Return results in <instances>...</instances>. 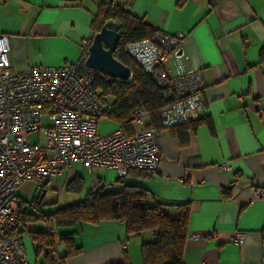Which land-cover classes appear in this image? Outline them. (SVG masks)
Wrapping results in <instances>:
<instances>
[{"label": "crops", "instance_id": "0c3cea01", "mask_svg": "<svg viewBox=\"0 0 264 264\" xmlns=\"http://www.w3.org/2000/svg\"><path fill=\"white\" fill-rule=\"evenodd\" d=\"M110 2L155 30L183 31L185 61L201 69L207 85L199 122L165 129L158 168L131 173L125 183L182 204L172 216L188 208L185 264H264V202L257 198L264 188V116L259 113L264 107V0H217L214 5L211 0H0V33L9 36L13 69L78 61L82 40L94 33L99 5ZM221 163L231 168H220ZM77 168L55 180L72 178ZM96 168L93 184L116 181L109 169ZM35 189L27 181L18 193L33 197ZM36 225L41 223L33 225L39 231ZM62 231L75 232L73 242L81 247L65 264H111L126 256L142 264L141 240L127 239L120 220ZM236 232L244 233L242 244L232 241ZM30 234L33 262L43 264L46 253L37 254ZM58 251L62 258L61 243Z\"/></svg>", "mask_w": 264, "mask_h": 264}, {"label": "built area", "instance_id": "2783aa9c", "mask_svg": "<svg viewBox=\"0 0 264 264\" xmlns=\"http://www.w3.org/2000/svg\"><path fill=\"white\" fill-rule=\"evenodd\" d=\"M96 33L82 40L78 61L31 65L22 72L13 69L9 36L0 33V264H33L17 213V193L24 182L41 191L46 183L77 167L112 169L118 177H127L131 169L155 171L162 132L204 116L207 85L201 69L185 61V33L156 30L149 38L128 43L126 52L151 75L166 102L160 112L162 127L148 128L149 113L137 107L134 133L127 134L121 126L101 133L99 123L114 110V99L102 97L101 89L94 87L97 78L110 76L86 64ZM259 113L264 116V107ZM219 167L231 168L226 163ZM257 198L264 202V188ZM42 226L54 238L46 264H65L56 229ZM23 229L32 231L33 223L26 222ZM232 241L242 244L244 233H234Z\"/></svg>", "mask_w": 264, "mask_h": 264}, {"label": "trees", "instance_id": "16d2710c", "mask_svg": "<svg viewBox=\"0 0 264 264\" xmlns=\"http://www.w3.org/2000/svg\"><path fill=\"white\" fill-rule=\"evenodd\" d=\"M184 0H179L182 3ZM217 0H211L214 5ZM109 20L119 23L121 35L115 57L132 68L131 80L117 82L114 78H97L94 87L101 89L102 97L112 96L114 110L108 118L121 126L127 134L135 131L133 111L137 107L144 108L149 113L148 128L162 127L161 109L166 105L160 90L152 79L126 52L130 42L149 38L156 31L141 18L133 15L118 3H101L92 22V29L98 32L103 24ZM260 58L264 61V48ZM178 125L172 128L183 127L192 123ZM151 173L153 171L131 169V173ZM127 175V176H128ZM126 177H118L113 183H104L101 180L88 190L85 200L61 207L55 211L43 209L45 204L40 196L26 197L17 193L19 206L18 218L22 225L21 232L31 233L36 242L37 254L45 252L46 264L49 261V248L54 246V238L42 230V223L56 229L60 243L65 248L64 260L78 254L81 247L73 242L75 232H64L62 228L74 227L81 223L98 224L106 220H120L124 223L126 238L141 240L142 264H185L183 254L185 243L189 235V210L186 208L179 216H172V210L182 204L153 194L149 189L126 184ZM67 182V189L81 187L83 178L77 172ZM50 183L43 187L47 188ZM118 186L119 188H116ZM43 189L40 191L43 192ZM26 222L41 223L42 231H26L23 226ZM111 264H132L128 257L121 262Z\"/></svg>", "mask_w": 264, "mask_h": 264}, {"label": "rangeland", "instance_id": "374dc122", "mask_svg": "<svg viewBox=\"0 0 264 264\" xmlns=\"http://www.w3.org/2000/svg\"><path fill=\"white\" fill-rule=\"evenodd\" d=\"M117 127H118V124L111 119L101 120L99 123V131L101 133L111 132ZM35 139H36V135L32 133L31 134L32 142H34ZM77 169L80 173V176L83 178L82 185L78 189H72V188L67 189V186H66L67 182L71 179L70 178L67 179L66 176H61L57 180H55V182L53 181L50 182L48 187L43 189L42 193L39 190L35 189V191L33 192V195L41 197L43 203L45 204V206L43 207L44 210L55 211L61 207H65L71 204H77L85 200L88 190L93 185V180L96 179V177L98 176V171H97V168L95 167L94 173L92 175L91 172H89V170L83 169L81 167H78ZM109 171H111V173L117 176L115 170L109 169ZM116 188H119V187L116 186ZM35 229L40 230L41 225H36ZM27 234L28 232L27 233L25 232L23 234V242L27 249L28 260L34 264L35 261L33 262V259L31 256L32 252H31V249L28 243V241L30 240L28 239Z\"/></svg>", "mask_w": 264, "mask_h": 264}, {"label": "water", "instance_id": "95a60500", "mask_svg": "<svg viewBox=\"0 0 264 264\" xmlns=\"http://www.w3.org/2000/svg\"><path fill=\"white\" fill-rule=\"evenodd\" d=\"M118 29L117 21L109 20L103 24L94 36L86 64L90 68L106 72L110 77L119 81L131 80L132 68L114 55L121 37Z\"/></svg>", "mask_w": 264, "mask_h": 264}]
</instances>
